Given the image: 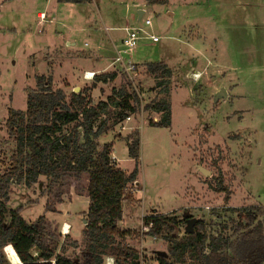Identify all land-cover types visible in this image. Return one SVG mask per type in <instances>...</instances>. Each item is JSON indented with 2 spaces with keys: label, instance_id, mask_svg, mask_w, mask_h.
I'll return each instance as SVG.
<instances>
[{
  "label": "rangeland",
  "instance_id": "374dc122",
  "mask_svg": "<svg viewBox=\"0 0 264 264\" xmlns=\"http://www.w3.org/2000/svg\"><path fill=\"white\" fill-rule=\"evenodd\" d=\"M138 8H145L150 18L145 31L158 39H141L133 49L124 50L122 28L137 25ZM37 12L44 17L38 18ZM115 51L123 65H133L130 78L117 63L110 70L117 73L115 81L90 87L93 79L73 77L81 71L77 64L113 61ZM147 61L169 67L166 91L154 87L155 78L143 66ZM194 72L199 77L193 78ZM39 75L49 77L51 87L66 96L75 87L83 88L92 102L125 81L136 89L141 99L137 113L128 115V124L123 123L128 118L116 123L104 139L115 142L112 151L119 162L112 152L111 159L125 172L131 171L134 161L127 156L124 137L136 131L140 139L137 173L123 190L117 223L129 232L125 238L138 251V264H154L157 251L167 249L160 236L142 231L141 214L172 213L180 218L186 212L202 219L206 232L231 239L237 223L245 222V213L225 207L247 206L263 218L264 0H0V171L14 150L6 131V111L25 108L26 94L38 89ZM158 99L169 103L168 127L147 125L159 114L142 105ZM142 111L145 124L140 123ZM217 172L228 189L227 201L222 192L211 189ZM47 183L44 176L29 186L10 180L6 206L18 207L23 219L34 221L52 200ZM85 184L82 174L63 191L54 212H44L55 252L63 251L73 261L82 255ZM63 223L69 225L68 232ZM116 258V264H130L122 255Z\"/></svg>",
  "mask_w": 264,
  "mask_h": 264
},
{
  "label": "trees",
  "instance_id": "16d2710c",
  "mask_svg": "<svg viewBox=\"0 0 264 264\" xmlns=\"http://www.w3.org/2000/svg\"><path fill=\"white\" fill-rule=\"evenodd\" d=\"M81 3L89 0H57ZM145 72L155 78L154 87L167 90L171 75L161 61L143 64ZM117 73L109 71L94 75L92 84L111 82ZM36 91L25 97V108L6 111V131L12 136L14 150L7 165L0 171V264H10L4 253L11 246L21 264H103L106 255H122L130 264H138V251L128 245L127 230L119 229L121 201L127 183L137 173L139 137L136 131L128 133L125 147L128 158L134 161L131 171L125 172L111 159L112 141L100 143L99 137L119 121L137 112L140 99L130 82L112 87L104 99L92 102L84 89L70 92L52 88L49 77H36ZM159 114L147 120L148 126L168 127L171 122L169 103L156 100L142 105ZM86 174L85 196L87 208L83 218L82 255L73 261L56 253L44 212H54L61 202V194L71 181ZM39 176L48 179L45 188L52 192V200L44 205V212L28 222L19 208L6 206L10 180H22L29 186ZM212 177V176H211ZM214 192H222L228 199V189L220 172L215 175ZM260 208V206H252ZM245 213V222L237 223L233 239L222 233H208L202 219H195L191 232H185L184 217L168 214H146L143 222L150 221L148 236H160L167 243L165 256L157 255L156 264H263L264 263V207L259 219L254 209L225 207ZM180 227L183 232L180 233ZM180 233V234H178ZM74 245L75 241L72 242ZM158 253V251H157ZM257 254V256H256Z\"/></svg>",
  "mask_w": 264,
  "mask_h": 264
},
{
  "label": "built area",
  "instance_id": "2783aa9c",
  "mask_svg": "<svg viewBox=\"0 0 264 264\" xmlns=\"http://www.w3.org/2000/svg\"><path fill=\"white\" fill-rule=\"evenodd\" d=\"M140 14L139 16L135 19V22L137 23V25L132 26V27H123V31L125 33V36L121 39V43L122 46L124 47V50H131L133 49L137 42L141 39H149L151 41H156L158 39L157 36L153 35V34H149L145 31V27L150 25V18L149 16H145V14L147 13L145 9H140ZM38 18H43L44 15L42 12L37 14ZM123 52V51H122ZM113 62L117 63L118 66L120 68H122L124 71L127 72V74L129 75L130 73L133 75L135 74L133 72V65H123V58L122 56L119 54V52L116 51V56L113 59ZM129 62V61H128ZM133 73H132V72ZM198 74V75H197ZM94 75L93 71H83L81 76L83 79L85 80H92ZM193 78H197V76L199 77V72H194L192 73ZM131 77V75H129V78ZM135 94L138 96V98L140 99L136 89L134 90ZM141 102V99H140ZM128 118V116L126 117ZM217 128V127H215ZM219 132V129H215ZM146 215L145 214H141V218L143 219V217ZM141 219V220H142ZM152 227V223L150 221H147L146 223L143 222L142 220V231L147 232L148 229H150ZM152 237V236H151ZM111 260L112 264H116L114 256L112 255H106L104 256V260H103V264H108V261Z\"/></svg>",
  "mask_w": 264,
  "mask_h": 264
},
{
  "label": "crops",
  "instance_id": "0c3cea01",
  "mask_svg": "<svg viewBox=\"0 0 264 264\" xmlns=\"http://www.w3.org/2000/svg\"><path fill=\"white\" fill-rule=\"evenodd\" d=\"M140 9H145V8H140ZM139 8L138 9H135V16H134V18L136 19L138 16H139V14H140V10ZM146 10V9H145ZM37 13H40V12H37ZM49 16V15H48ZM52 18V20L54 19V17H51ZM116 52V51H115ZM115 57V56H114ZM114 59V58H113ZM147 62H150V61H147ZM114 64H115V62H113L112 61V59H110V60H108V62H101V63H98L97 61H96V64H89L88 62L87 63H84V64H77L78 65V67H80V69H81V71H79V72H76L75 74H74V76L73 77H75V76H78L79 78H81V79H83L82 78V76H81V74H82V72L83 71H93L94 72V75L96 74V72H98L97 74H99V73H104V72H106L108 69H109V71L110 70H112V65L114 66ZM77 69H79V68H77ZM96 74V75H97ZM94 75H93V77H94ZM93 79V78H92ZM117 79V77H115L112 81H115ZM84 80V79H83ZM86 81V80H85ZM69 82H71L70 80H69ZM101 83V82H100ZM153 111V110H152ZM135 113H137V112H135ZM154 113L155 114H158L157 112H155L154 111ZM143 117V118H142ZM153 119H155V117L153 118ZM130 122V117L128 118V120L126 121V122H123V123H126V124H128ZM122 123V122H121ZM140 123H144L145 124V119H144V111H142L141 112V114H140ZM139 130H140V128H139ZM104 136H106L105 134L104 135H102V136H100L99 137V142L100 143H104V142H108V140L107 139H104L105 137ZM119 142H121V141H119ZM113 146H115V142L112 144V148H113ZM113 150V149H112ZM114 154H113V151H112V156H113ZM113 158H115V161L118 163L119 161H118V158H117V156L116 155H114V157ZM118 166H120V165H118ZM120 168H122L123 170H124V168L122 167V166H120ZM122 216H123V214H122ZM121 221V220H120ZM64 225L66 224V223H63ZM62 224V225H63ZM62 225H61V227H62ZM68 227H69V225L68 224H66ZM68 231H69V229H68ZM63 233V232H62ZM64 234V233H63ZM67 234V233H66ZM154 264H156V262L154 261Z\"/></svg>",
  "mask_w": 264,
  "mask_h": 264
},
{
  "label": "water",
  "instance_id": "95a60500",
  "mask_svg": "<svg viewBox=\"0 0 264 264\" xmlns=\"http://www.w3.org/2000/svg\"><path fill=\"white\" fill-rule=\"evenodd\" d=\"M77 91H78V87H75L72 92H77ZM219 95H221V93ZM222 95H224V93H222ZM199 169H200V171H201V173L203 175H207L208 174V171L202 169L201 167H199ZM182 217H184L186 219L184 231L187 232V233L191 232L192 231V225H193L195 219L190 217V214H188L186 212L182 213ZM157 254L160 255V256H165V252H162V251H158Z\"/></svg>",
  "mask_w": 264,
  "mask_h": 264
},
{
  "label": "bare ground",
  "instance_id": "6f19581e",
  "mask_svg": "<svg viewBox=\"0 0 264 264\" xmlns=\"http://www.w3.org/2000/svg\"><path fill=\"white\" fill-rule=\"evenodd\" d=\"M198 75V74H197ZM198 77V76H197ZM69 227L65 224L64 227V231L68 232ZM64 233V232H63ZM4 253L6 254L7 258H8V262L11 264H17V261H19L18 257L16 256L14 250L12 249L11 246H7L4 249ZM19 264H21V262L19 261Z\"/></svg>",
  "mask_w": 264,
  "mask_h": 264
},
{
  "label": "clouds",
  "instance_id": "9594fccd",
  "mask_svg": "<svg viewBox=\"0 0 264 264\" xmlns=\"http://www.w3.org/2000/svg\"><path fill=\"white\" fill-rule=\"evenodd\" d=\"M17 264H19V261H17ZM108 264H112V261L109 260V261H108Z\"/></svg>",
  "mask_w": 264,
  "mask_h": 264
}]
</instances>
